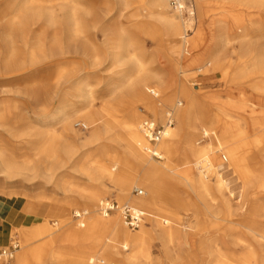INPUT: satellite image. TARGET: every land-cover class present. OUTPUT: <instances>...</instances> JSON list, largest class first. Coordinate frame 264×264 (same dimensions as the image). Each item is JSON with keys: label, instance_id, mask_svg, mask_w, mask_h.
I'll return each mask as SVG.
<instances>
[{"label": "bare ground", "instance_id": "obj_1", "mask_svg": "<svg viewBox=\"0 0 264 264\" xmlns=\"http://www.w3.org/2000/svg\"><path fill=\"white\" fill-rule=\"evenodd\" d=\"M35 1H24L15 16L31 10L40 13L42 9ZM84 1L60 0L59 13L47 14L46 20L58 22L67 38L80 43L74 53L86 57L82 62L88 67L97 64L98 34L103 37L101 47L114 50L109 58L112 64L126 65L124 52L131 46L126 31L116 36L113 25L107 23V13L94 14ZM196 1L199 24L189 37L185 34L187 18L167 0H147L151 12L144 15L137 8L128 17L147 30L157 28L159 22L171 53L186 59L191 55L189 61L205 53L211 69L223 66L221 60H227L221 58L223 48L236 40L233 76L225 80L223 90L203 96L190 93L177 76L167 77L153 89L143 81L133 83L129 79L130 100L123 107L122 155L108 145L115 129L110 113L106 108L93 110L86 102L92 93L87 89L88 77H76L75 63L59 65L62 59L54 58L57 52H49L53 58V106L49 113L37 116V121L44 123L40 131H36L40 125H32L10 134L17 138L14 149L26 147L29 152L18 153L0 143V174L7 180L19 176L53 182L65 195L57 201L72 208L71 217L76 219H67L62 209L57 227L46 219L35 224L27 215L18 231L3 228L2 239L17 237L22 242L14 264H152L153 241L160 244L167 259H176L178 250L189 246L192 260H199V264H264V203L260 201L264 196V0H221L222 7L214 8L218 10L217 22L210 28L205 23L207 0ZM120 3L128 5L125 0ZM220 21L228 23L222 34H216ZM205 31H209L207 42L203 41ZM66 52L61 49L59 55ZM128 61L136 67L142 64L134 55ZM149 91L155 96H149ZM176 95L184 97L183 106L162 104V97L172 100ZM139 101L154 118L164 120L163 135L156 143H150L142 131V123L148 118L135 107ZM173 118L174 127L169 124ZM152 153L161 160L154 161ZM68 169L80 172L84 180L64 179L62 173ZM105 181L141 216L134 232L119 210L100 211L99 203L108 193ZM179 185L193 195L181 194ZM137 187L145 190L141 198L130 193ZM23 200L0 199V219L5 218L9 206ZM233 201L237 207H246L236 218ZM188 211H192L194 223L181 222V213ZM223 223V234L229 240L220 245L217 232ZM64 244H75L76 248L69 252Z\"/></svg>", "mask_w": 264, "mask_h": 264}, {"label": "rangeland", "instance_id": "obj_2", "mask_svg": "<svg viewBox=\"0 0 264 264\" xmlns=\"http://www.w3.org/2000/svg\"><path fill=\"white\" fill-rule=\"evenodd\" d=\"M24 1L26 0H0V112H3L2 118H0V143L6 144L10 148L16 147L17 142V138L11 137V133L21 129H30L32 125H40L36 130L40 131L44 127V123L38 122L37 116L43 112L44 114L49 113L53 106L52 65L50 63L53 58L49 55L51 50L57 52V56L54 58L62 59L59 65L66 66V64L75 63L78 69L75 76L79 78L88 77L90 86L87 89H91L92 93L86 98V102L91 105L93 110L101 111L106 108L110 113L109 118L113 120L115 129L112 138L108 140V145L112 147L114 153L119 155L123 153L121 135L122 124L126 119L123 107L130 100V87L126 84L129 79L133 83L143 81L149 86V89H153L159 82L166 81L167 77L177 76L176 78L183 81L190 93L203 96L220 92L224 89L225 80L233 76L232 71L237 63L238 42L236 40L224 46L221 58L227 60L224 63L221 60L223 66L220 68L211 69L212 67L206 65L208 56L205 53L191 61L188 60L191 55L186 59L182 54H173L170 52V44L162 24L157 22V28L147 30L142 28L143 26H136L135 21L128 17L137 8H140L144 15L151 12L152 8L147 4V0H125L128 3L125 7L122 6L120 0L84 1V5L94 14L107 13V23L113 25L116 36H119L121 31H126L131 46L129 50L124 52L125 58L123 60L126 65L120 67L116 64L113 65L109 59L110 53H113L114 50L101 47L103 37L99 34L95 41L98 48L97 64L93 67L83 64L82 59L86 57L74 53L80 43L67 38L58 22L51 23L46 20L47 14L57 15L59 13L61 9L60 0H37L34 4L42 9L40 13H34L31 10L27 15L15 16L20 11L19 8ZM207 2L208 17L205 23L210 28V24L217 22L216 13L218 10H214V8H220L222 4H220L221 0H207ZM182 4L186 6V11L182 14L187 18L185 34L189 37L194 34L199 24L197 22L198 5L196 0H182ZM173 11L170 9V13ZM225 23L228 22H218L219 25L216 27L217 29L215 28L216 34H222ZM208 38L209 31H205L203 41L207 42ZM113 39L117 41V37H113ZM61 49L67 51L64 56L59 55ZM131 55L142 62L140 67L132 65V61H128ZM184 70L187 71L184 72ZM148 93L151 97L155 96L153 92L149 91ZM158 95L163 96V92H159ZM162 100V104H166L168 107L185 104V99L181 95H176L172 100L162 97ZM134 104L145 117L153 119L156 125L163 126L164 120L159 117L154 118L142 102L139 101ZM175 124L176 119L173 118L172 127ZM75 128L82 127L76 125ZM15 152H29V150L24 147ZM94 154L102 155L104 153L95 151ZM102 156L105 157L106 155ZM153 160L158 162L161 158L153 156ZM62 175L64 179L80 183L84 180V176L80 172H73L70 169L63 171ZM105 183L108 189L105 198H112L123 204L125 201L119 199L113 185L109 181H105ZM178 187L181 194L191 193L193 195L188 188L182 185ZM137 188L140 191H145L143 188ZM137 188H132L130 193L133 197L141 198L143 192L142 194L137 193ZM43 195H47L48 198L44 199ZM64 196V193L56 188L53 182L46 183L42 178L24 180L18 176L12 180H7L4 175L0 174L1 200L6 202L8 198L24 199L29 208L35 204H42L43 208L46 209L44 215H35L34 211L31 212L30 215L35 224H41L44 222L43 219H46L50 226L57 227L60 223L59 213L62 209L67 219L70 217L75 220L76 218L71 217L72 208L57 201L63 200ZM260 201L264 203V196L261 197ZM233 204H235L234 201ZM234 209L237 210L233 215L236 218L239 214H244L246 207L240 208L235 204ZM261 213L264 217V211ZM144 222L147 224L146 220ZM181 222L194 223L195 217L192 215V211H188V214L181 213ZM21 224H6L5 228L13 233L18 231L17 227ZM222 226L217 232L220 245L229 240L226 233L223 234L226 228L225 223ZM128 228L134 232L138 227L133 228L128 225ZM253 243L255 248H258L259 243L256 241ZM21 245L22 242L17 237L9 240L4 239V242L0 244V250L10 252L11 258L7 259L6 256H2L0 264L6 261L7 264H14L16 252L21 249ZM64 246L65 250L69 252L76 248L75 244H64ZM190 250L189 246L181 247L177 252L176 259H167L162 254L160 244L153 241L151 247L152 264H199V260H192ZM43 263L55 264L53 261Z\"/></svg>", "mask_w": 264, "mask_h": 264}, {"label": "built area", "instance_id": "obj_3", "mask_svg": "<svg viewBox=\"0 0 264 264\" xmlns=\"http://www.w3.org/2000/svg\"><path fill=\"white\" fill-rule=\"evenodd\" d=\"M167 2L172 9H176L182 13L186 11V6L182 4V0H167ZM169 124H172V121H170ZM142 131L150 143H156L163 135V126L156 125L153 120L148 119L143 121ZM152 154L153 156L159 158L156 153ZM136 192L142 194V191L138 189H136ZM99 208L104 214L114 210H119L123 214V220L125 221L126 225H129L133 228L138 227V224L141 222V216H139L137 213H134L131 207H129L126 203L120 204L115 199L105 198L99 203ZM2 256H6L7 259H10L11 253L7 252L6 250H0V258ZM2 264H7V261L3 262Z\"/></svg>", "mask_w": 264, "mask_h": 264}, {"label": "crops", "instance_id": "obj_4", "mask_svg": "<svg viewBox=\"0 0 264 264\" xmlns=\"http://www.w3.org/2000/svg\"><path fill=\"white\" fill-rule=\"evenodd\" d=\"M9 210L5 212V218L0 219V232L5 228L6 224L15 225L22 223L27 215H30L34 211L35 215L45 214L46 209L43 208L42 204H35L32 209H29L26 201L17 203L15 206H9ZM30 213V214H29ZM6 230V228H5ZM4 242L0 234V244Z\"/></svg>", "mask_w": 264, "mask_h": 264}]
</instances>
